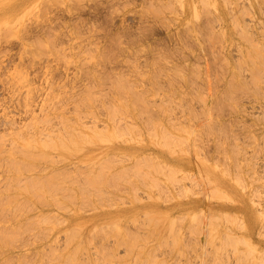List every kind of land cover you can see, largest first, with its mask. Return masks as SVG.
<instances>
[{
	"label": "rangeland",
	"instance_id": "1",
	"mask_svg": "<svg viewBox=\"0 0 264 264\" xmlns=\"http://www.w3.org/2000/svg\"><path fill=\"white\" fill-rule=\"evenodd\" d=\"M0 264H264V0H0Z\"/></svg>",
	"mask_w": 264,
	"mask_h": 264
},
{
	"label": "bare ground",
	"instance_id": "2",
	"mask_svg": "<svg viewBox=\"0 0 264 264\" xmlns=\"http://www.w3.org/2000/svg\"><path fill=\"white\" fill-rule=\"evenodd\" d=\"M211 5H212V4H211ZM211 116H212V115H211ZM213 116H214V115H213ZM74 144H75V143H74ZM74 144H73V145H74ZM73 145H72V146H73ZM75 145L78 146V148H77L76 146H74L73 149H71V152H73V153L76 152V153H77V151L79 150L78 153H80V152L82 151L80 148H83V146L81 147V146H79L77 143H76ZM47 146H50V145H47ZM72 146H71V148H72ZM75 147H76L77 151H75V150H76V149H74ZM79 147H80V148H79ZM84 149H85V148H84ZM72 150H74L75 152L72 151ZM78 153H77V154H78ZM69 154H72V153L69 152ZM95 180H96V178H95ZM95 182H96V181H95ZM104 185H105V184H104ZM69 210H70V209H69ZM71 210L74 212L73 209H71ZM71 210H70V211H71ZM76 212H77V211H75V214H77V215H75V214H73V215L77 217L79 214L76 213ZM71 213H72V212H71ZM69 215H70V212H69ZM95 215H96V214H95ZM95 215H94V216H95ZM99 215H100V214H99ZM112 215H113V214L110 215L111 218L114 217V215H113V216H112ZM71 216H72V214H71ZM116 216H117V215H116ZM92 217H93V216H92ZM92 217H91V218H92ZM107 217H109V216H107ZM107 217H106V220L109 219V218H107ZM69 218H71V217H69ZM69 218H68V219H69ZM91 218H90V219H91ZM93 218H94V217H93ZM103 218H104V217H103ZM116 218H117V217H116ZM74 219H75V217H74ZM78 219H79V218H78ZM78 219L76 218L75 221H76V220H77V221H80V220H81V219H80V220H78ZM83 219H84V220L87 219L86 222L88 223V221H89L88 218H83ZM83 219H82V220H83ZM164 219H165V218H162V220L160 219V220L162 221V223H160V222H161L160 220H156V221H157V224L155 223L156 221L154 222L153 219H152V221H153L152 226H154V229H155V226L157 227L158 222H159V227H160V228L163 227V229H164V228L166 227V225H167V223H166V225H165V223H164ZM47 220H49V219H48V217L46 216V220H45V219L43 220V221H46L45 224H49V223H50L49 221H48V223H47ZM65 220H66V219H65ZM65 220H64V221H65ZM102 220H104V219H101V221H102ZM73 221H74V220H73ZM90 221H91V220H90ZM92 221H93V220H92ZM94 221H96V220H94ZM101 221H100V222H101ZM115 221H116V220H115ZM166 221H167V220H166ZM65 222H66V221H65ZM68 222L70 223V222H72V220H70V221H68ZM68 222L66 223L67 226L71 225V227H72L73 222H72V224H69ZM82 222H83V221H82ZM86 222H85V224L87 225ZM100 222H97V224L100 223ZM105 222H106V221H105ZM105 222H104V223H105ZM74 223H75V222H74ZM83 223H84V222H83ZM89 223H90V222H89ZM115 223H116V222H115ZM163 223H164L165 227H164V225L162 226ZM85 224H84V225H85ZM91 224H92V223H91ZM91 224H90V227H91L93 230H94L95 228L99 227V226L96 225V227L94 226V228H93V227L91 226ZM93 224H95V223H93ZM113 224H114V223H113ZM113 224H112V225H113ZM154 224H155V225H154ZM84 225H82V226H84ZM99 225H100V224H99ZM102 225H103V224H102ZM104 225H107V224H104ZM160 225H161V226H160ZM67 226H66V227H67ZM80 226H81V225H80ZM73 227H75V226H73ZM78 227H79V224H78L77 228H78ZM90 227L88 226V229H89ZM69 228H70V226H69ZM75 228H76V227H75ZM77 228H76V229H77ZM79 228L82 229V227H79ZM79 228H78L77 231H76V229H75V231H74L75 234H74V233H72V234H71V233H68V235H69V234H71V235H70L69 237H67V239L69 238L70 241H73V239H71V238H73L72 236H76V237H77V235H79V234H78V232H80V229H79ZM88 229H87V230H88ZM92 229H91V230H92ZM100 229H101V228L99 227L98 230H100ZM156 229H157V228H156ZM64 230H66V228H65ZM82 230H84V229H82ZM89 230H90V229H89ZM93 230H92V232H91V231H87V232H89L88 234L91 235V236L89 237V239L93 236L92 234H90V232L93 233V234H95V233L93 232ZM95 230H96V229H95ZM152 230H153V229H152ZM62 231H63V230H62ZM72 232H73V231H72ZM81 232H82V231H81ZM81 232H80V233H81ZM96 232H97V231H96ZM51 233H52V232H51ZM47 234H48V233H47ZM81 234L83 235V233H81ZM84 234L86 235L85 232H84ZM88 234H87V237L89 236ZM82 235H81V236H82ZM48 236H49V235H48ZM55 236H56V235H55ZM46 237H47V235L45 236V240H46V239L48 240V238H46ZM79 237H80V235H79ZM79 237H78V238H79ZM82 238H83V237H82ZM85 239H86V238H85ZM89 239H88V240H89ZM91 239H92V238H91ZM69 240H68V243L70 242ZM75 240H76V239H75ZM78 240H80V239H77V241H78ZM82 240H84V238H83ZM86 240H87V239H86ZM88 240H87V241H88ZM89 241H90V240H89ZM78 242H79V244H80V241H78ZM81 242H82V241H81ZM84 242H85V241H84ZM84 242H83V243H84ZM71 243H72V242H71ZM83 243H81V245H82ZM69 244H70V243H69ZM71 245H72V244H71ZM73 245H74V244H73ZM74 246H76V243H75ZM76 247H79V246L77 245Z\"/></svg>",
	"mask_w": 264,
	"mask_h": 264
}]
</instances>
